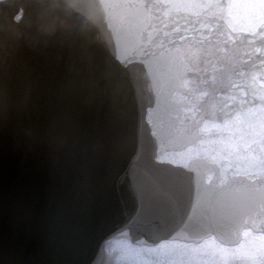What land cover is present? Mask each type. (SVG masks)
Here are the masks:
<instances>
[{"label":"water","instance_id":"1","mask_svg":"<svg viewBox=\"0 0 264 264\" xmlns=\"http://www.w3.org/2000/svg\"><path fill=\"white\" fill-rule=\"evenodd\" d=\"M9 8L0 6V264H112L106 242L122 230L148 244L223 240L264 209V185H207L193 167L155 160L144 111L162 83L146 64H118L93 0Z\"/></svg>","mask_w":264,"mask_h":264},{"label":"rangeland","instance_id":"2","mask_svg":"<svg viewBox=\"0 0 264 264\" xmlns=\"http://www.w3.org/2000/svg\"><path fill=\"white\" fill-rule=\"evenodd\" d=\"M235 1L239 7L231 6L230 66L222 81L226 86L219 84L218 67L208 95L195 91L197 81L190 70L174 79L168 78L167 70H158L167 86L164 97L151 103L154 109L150 107L147 113L146 127L158 141L156 160L193 167L205 184L244 188L264 184V65L253 64L264 60L260 56L264 52V0ZM238 65L245 66V78L240 77ZM155 107L167 112L157 113ZM182 135L194 139L166 147L168 139ZM262 229L264 209L252 226L232 231L223 240L212 235L200 242L165 239L154 245L138 244L124 230L110 238L106 247L112 264H264Z\"/></svg>","mask_w":264,"mask_h":264},{"label":"flooded vegetation","instance_id":"3","mask_svg":"<svg viewBox=\"0 0 264 264\" xmlns=\"http://www.w3.org/2000/svg\"><path fill=\"white\" fill-rule=\"evenodd\" d=\"M96 1L103 6L108 25L123 43L118 40L123 48L118 59L123 65L152 59L151 66L163 72L167 70L169 79L177 74L187 75L190 70L197 81L195 91H205L207 95L217 67L219 84L224 83L226 66H230L228 53L232 49L231 40L227 39L233 32L229 24L231 6L234 3L233 6L239 7L238 1ZM240 67L245 74V66Z\"/></svg>","mask_w":264,"mask_h":264}]
</instances>
